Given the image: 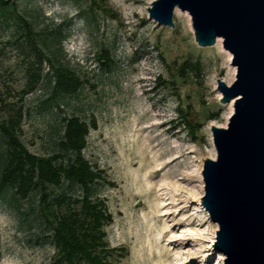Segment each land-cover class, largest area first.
Instances as JSON below:
<instances>
[{"label": "rangeland", "instance_id": "1", "mask_svg": "<svg viewBox=\"0 0 264 264\" xmlns=\"http://www.w3.org/2000/svg\"><path fill=\"white\" fill-rule=\"evenodd\" d=\"M154 1L0 0V121L23 112L22 142L46 156L58 151L64 119L96 120L84 155L104 171L92 196L111 216L99 264H225L212 246L219 226L202 206L203 170L217 158L212 127L227 128L235 112L236 99L221 102L218 79L232 86L237 67L223 39L199 46L189 13L178 9L174 29L151 20ZM23 19L40 41L62 26L52 50L84 83L78 95L38 86L52 70ZM4 153L0 139V173ZM53 190L82 195L70 183ZM22 205L19 212L0 202V264H64L39 194Z\"/></svg>", "mask_w": 264, "mask_h": 264}, {"label": "water", "instance_id": "2", "mask_svg": "<svg viewBox=\"0 0 264 264\" xmlns=\"http://www.w3.org/2000/svg\"><path fill=\"white\" fill-rule=\"evenodd\" d=\"M176 9L191 16L200 47L223 39L238 71L232 86L218 79L235 112L227 128L212 127L217 158L203 170L202 206L219 226L212 246L225 264H264V0H156L149 18L174 29Z\"/></svg>", "mask_w": 264, "mask_h": 264}, {"label": "trees", "instance_id": "3", "mask_svg": "<svg viewBox=\"0 0 264 264\" xmlns=\"http://www.w3.org/2000/svg\"><path fill=\"white\" fill-rule=\"evenodd\" d=\"M23 22L33 45L52 70L41 77L38 86L42 82L54 85L56 96L78 95L84 83L74 71L60 63V52L52 50L54 40H63L62 26L49 33L48 41H40L33 26L24 19ZM105 60V66L112 64L108 53ZM23 119L21 112L17 118L0 121V139L5 146L0 202L20 212L23 202L38 193L41 218L52 226L55 248L63 263L99 264V241L111 216L105 201L92 196L93 188L106 181L104 171L94 168L84 155L91 129L97 128L96 120L89 124L76 116L64 119V135L58 151L40 156L31 153L19 136ZM65 183L79 186L82 195L49 192L62 188Z\"/></svg>", "mask_w": 264, "mask_h": 264}, {"label": "bare ground", "instance_id": "4", "mask_svg": "<svg viewBox=\"0 0 264 264\" xmlns=\"http://www.w3.org/2000/svg\"><path fill=\"white\" fill-rule=\"evenodd\" d=\"M175 15H176V16H179V15H180V11H179L178 9H176V11H175ZM220 42H221V40H220ZM229 62H231V58L229 59ZM234 76H235V73H234V74L232 73V74L229 76V79H228V80H229V81H232V80L234 79ZM229 81H228V82H229ZM214 158H215V157H214Z\"/></svg>", "mask_w": 264, "mask_h": 264}]
</instances>
